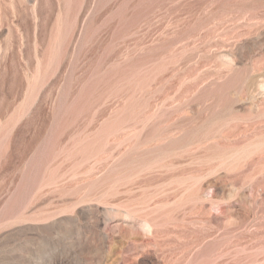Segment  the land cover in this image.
<instances>
[{"label": "rangeland", "instance_id": "rangeland-1", "mask_svg": "<svg viewBox=\"0 0 264 264\" xmlns=\"http://www.w3.org/2000/svg\"><path fill=\"white\" fill-rule=\"evenodd\" d=\"M264 0H0V264H264Z\"/></svg>", "mask_w": 264, "mask_h": 264}, {"label": "clouds", "instance_id": "clouds-1", "mask_svg": "<svg viewBox=\"0 0 264 264\" xmlns=\"http://www.w3.org/2000/svg\"><path fill=\"white\" fill-rule=\"evenodd\" d=\"M260 87H261V91H264V85H261Z\"/></svg>", "mask_w": 264, "mask_h": 264}]
</instances>
